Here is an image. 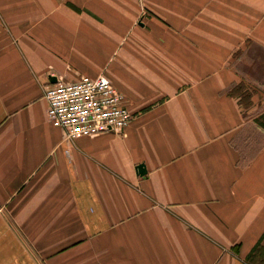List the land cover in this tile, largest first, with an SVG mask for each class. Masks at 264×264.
I'll list each match as a JSON object with an SVG mask.
<instances>
[{
	"label": "crops",
	"instance_id": "1",
	"mask_svg": "<svg viewBox=\"0 0 264 264\" xmlns=\"http://www.w3.org/2000/svg\"><path fill=\"white\" fill-rule=\"evenodd\" d=\"M99 74L131 122L69 141ZM262 114L264 0H0V264H264Z\"/></svg>",
	"mask_w": 264,
	"mask_h": 264
},
{
	"label": "built area",
	"instance_id": "2",
	"mask_svg": "<svg viewBox=\"0 0 264 264\" xmlns=\"http://www.w3.org/2000/svg\"><path fill=\"white\" fill-rule=\"evenodd\" d=\"M45 97L48 121L69 141L122 132L132 119L122 94L104 74L57 80L47 87Z\"/></svg>",
	"mask_w": 264,
	"mask_h": 264
},
{
	"label": "trees",
	"instance_id": "3",
	"mask_svg": "<svg viewBox=\"0 0 264 264\" xmlns=\"http://www.w3.org/2000/svg\"><path fill=\"white\" fill-rule=\"evenodd\" d=\"M238 91H239V89H238ZM242 99H245V100H247V94H242L241 95V100ZM255 121L258 123V125L259 126H261L263 129H264V114H262V115H260L259 117H257L256 119H255Z\"/></svg>",
	"mask_w": 264,
	"mask_h": 264
},
{
	"label": "water",
	"instance_id": "4",
	"mask_svg": "<svg viewBox=\"0 0 264 264\" xmlns=\"http://www.w3.org/2000/svg\"><path fill=\"white\" fill-rule=\"evenodd\" d=\"M138 170H139V172L141 173V174H144V166L143 165H140L139 167H138Z\"/></svg>",
	"mask_w": 264,
	"mask_h": 264
},
{
	"label": "rangeland",
	"instance_id": "5",
	"mask_svg": "<svg viewBox=\"0 0 264 264\" xmlns=\"http://www.w3.org/2000/svg\"><path fill=\"white\" fill-rule=\"evenodd\" d=\"M242 104H243V106H244V107H246V106L248 105V102H247V100H245V99H242Z\"/></svg>",
	"mask_w": 264,
	"mask_h": 264
}]
</instances>
